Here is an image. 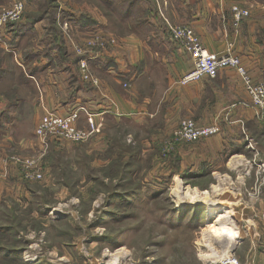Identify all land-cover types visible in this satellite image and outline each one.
<instances>
[{
  "label": "crops",
  "instance_id": "crops-1",
  "mask_svg": "<svg viewBox=\"0 0 264 264\" xmlns=\"http://www.w3.org/2000/svg\"><path fill=\"white\" fill-rule=\"evenodd\" d=\"M22 1L21 21L0 27V52L7 55L0 59V201L29 194L11 157L38 154L34 130L41 116L79 106L99 126L84 142L85 152H101L105 165L117 158L115 147L120 151L129 142L150 156L148 172L154 174L238 172L248 155L260 154L255 137L264 135V123L243 105L249 97L240 77L224 68L214 78L179 85L192 62L170 29L189 26L208 52L231 47L252 79L264 81V0H62L60 8L54 0ZM10 2L0 0V8ZM233 4L249 11L238 23ZM58 19L67 22L76 44L96 34L103 47L77 54ZM79 60L97 86L81 79ZM86 117L80 113L79 127H86ZM182 118L215 125L218 133L176 143L162 155Z\"/></svg>",
  "mask_w": 264,
  "mask_h": 264
},
{
  "label": "rangeland",
  "instance_id": "rangeland-1",
  "mask_svg": "<svg viewBox=\"0 0 264 264\" xmlns=\"http://www.w3.org/2000/svg\"><path fill=\"white\" fill-rule=\"evenodd\" d=\"M257 135L260 154L238 172L214 175L149 173L150 156L131 142L115 147L108 165L101 152H85L87 140L52 143L38 163L42 179L21 181L29 194L0 201V264H219L227 244L217 234L229 225L241 235L226 254L264 264V135ZM209 204L235 215L208 216ZM208 221L214 228L205 229Z\"/></svg>",
  "mask_w": 264,
  "mask_h": 264
},
{
  "label": "built area",
  "instance_id": "built-area-1",
  "mask_svg": "<svg viewBox=\"0 0 264 264\" xmlns=\"http://www.w3.org/2000/svg\"><path fill=\"white\" fill-rule=\"evenodd\" d=\"M54 2L60 8L62 0H54ZM24 8L25 5L22 0H11L10 4L0 8V27L20 22ZM230 10L235 23L240 22L249 15L248 9L239 4H233ZM58 23H60L64 36L69 40L77 54L81 55L89 48L103 47L104 39L96 34L88 38L84 45L76 44L69 33L67 22L63 19H58ZM170 36L174 44L189 55L192 62L190 70L178 79L177 83L179 85L184 86L204 77L214 78L220 69L230 68L240 77L243 88L249 97V103H243V105L252 108L256 119L264 123V81L255 82L252 79L242 65L240 58L231 50V47L220 53L208 52L193 29L186 25L171 27ZM78 68L79 75L84 82L94 86L98 85V79L93 75L84 60L78 61ZM124 86L126 85L124 84ZM81 112L87 115L85 128L78 125ZM98 132L99 126L83 106H79L65 115L46 112L41 116L34 130V134L40 144L38 154L27 157L14 155L11 157V161L20 168V174L24 180H41L42 174L38 163L48 152L50 144L61 142L81 143ZM217 133L218 128L215 125H199L191 118H182L179 120L178 127L173 130L165 143L162 155H166L176 143H194ZM218 263L242 264L229 254L221 256Z\"/></svg>",
  "mask_w": 264,
  "mask_h": 264
},
{
  "label": "bare ground",
  "instance_id": "bare-ground-1",
  "mask_svg": "<svg viewBox=\"0 0 264 264\" xmlns=\"http://www.w3.org/2000/svg\"><path fill=\"white\" fill-rule=\"evenodd\" d=\"M208 206L209 207L207 208V215L212 216L213 214L219 213L218 220L220 221H226L228 219L230 220L235 215V209L232 207H225V206L224 207H213L211 204H209ZM212 228H214L213 223L211 221H208L205 226V229H212ZM217 235H221L223 239L226 241L225 243L227 245H225L224 251L228 253L231 248L230 242L236 241V239L241 235V229L235 225H229L226 229L221 230ZM220 239L222 240V238Z\"/></svg>",
  "mask_w": 264,
  "mask_h": 264
}]
</instances>
